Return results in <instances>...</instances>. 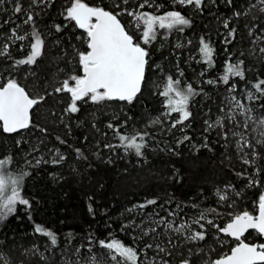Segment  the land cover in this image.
Returning a JSON list of instances; mask_svg holds the SVG:
<instances>
[{"label":"trees","instance_id":"16d2710c","mask_svg":"<svg viewBox=\"0 0 264 264\" xmlns=\"http://www.w3.org/2000/svg\"><path fill=\"white\" fill-rule=\"evenodd\" d=\"M170 1L151 0L153 4L163 5V12L179 11L191 20V26L182 32L158 29L157 38L149 51L152 60L160 65L163 72L156 70L149 73L151 79L136 102L131 105L121 102H106L103 105L81 103L78 113L65 116L61 122L58 117L62 114L64 103L56 95L48 96L46 103H41L37 106L38 110L33 109L32 112L33 123L46 127V135L34 128L12 135L0 134V155L13 158L3 171L13 177H19L22 172L28 173L20 191L31 202V209L19 206L17 212L0 222V242L12 244L14 250L17 247L30 248L35 244L43 251L49 241L34 233V224H37L57 235V247L45 252L50 262L57 261V257L60 260L76 259L69 255L72 248L90 247L98 258L97 264H112L110 254L99 247L98 241L116 239L143 256V245L151 243L152 239L151 236H142L136 225L146 228L150 219L164 217L178 225L182 220L191 223L203 211L207 217L218 218V224L223 225L227 217L215 216L210 211L212 208L218 212L226 210L218 202L217 190L229 195L230 200L235 199L237 211H254L264 187L246 186L245 179L237 175L245 166L234 154V139L226 142L217 134L219 129L205 131L207 125L204 123L205 120L215 121L224 116V112L218 109L226 103V86L222 83L210 85L207 81L223 74L229 57L232 62L245 60L249 69L246 80L232 78L231 82L238 88L252 90V82L256 78H264L261 76L264 63L257 62L255 56L247 55L251 45L246 24L252 21L243 15L239 18L233 15L236 11L244 12L249 0H233L232 6L227 5L225 0H217L215 5L209 3L199 12L192 11L188 6L171 8ZM22 2L27 4V0ZM85 2L113 10L114 0ZM67 3L68 0H55L37 18V27L45 40V52L37 65L10 69L9 65L14 60L26 58L27 52V49L20 50V42L11 43L12 59L0 58V82H3V76L10 74L9 78L14 76L31 95H45V90L51 91L52 86L64 78V73L73 68L71 64L66 66L65 61L70 56H65L64 52L72 53L71 44L80 46L81 42L74 39L81 34L80 30H72L69 25L68 29L57 33L52 27L67 23L60 15ZM12 7L7 0L0 6V45L8 42L7 37L13 28L19 34L31 31L28 25L23 24V15L17 18L12 14ZM147 8L145 6L140 11L151 14V9ZM120 19L126 25L122 16ZM5 20L9 22L4 23ZM225 20L236 28L235 39L227 37L228 30L223 27ZM201 37L214 49V65L202 62L198 47ZM176 39L180 47L175 45ZM226 39H231V43H226ZM241 52L246 55L241 56ZM58 68L64 72H58ZM26 71H35L36 75L25 79ZM201 72L203 75H200ZM167 75L179 79L182 89L191 84L198 93L189 102L191 117L175 128L171 125L178 114L168 115L161 103L162 98L157 94L163 87L162 79ZM261 102L264 98L258 104ZM262 112L264 109L260 107L255 109L257 116ZM162 113L169 116L168 122L164 121ZM158 117L162 119V124L157 122ZM237 120L243 118L238 117ZM109 123L124 135L147 133L148 147L144 150V157H136L131 150L125 153L122 147L105 148L107 143L120 144L117 135L107 127ZM93 124L96 128L92 127ZM185 135L191 139L177 145V141ZM57 137L66 143L61 144ZM205 142L207 147L203 146ZM225 143H229V147H224ZM34 145L39 151L33 152ZM77 148L82 155H77ZM50 149L58 150L65 159L57 165L36 164L37 159L50 161L53 158L55 153ZM227 185L233 187L229 189ZM237 192L240 194L238 197ZM153 199L156 200L154 205L128 211ZM170 212L175 215L170 216ZM212 232L215 229H211L210 238L201 243L213 248L211 255L215 257L217 252H227L232 242L221 248L214 242ZM248 241L259 242L254 233ZM147 252L155 254L152 250Z\"/></svg>","mask_w":264,"mask_h":264},{"label":"snow or ice","instance_id":"6c2138e0","mask_svg":"<svg viewBox=\"0 0 264 264\" xmlns=\"http://www.w3.org/2000/svg\"><path fill=\"white\" fill-rule=\"evenodd\" d=\"M5 2L6 0H0V6ZM7 2L13 5V15L17 18L23 15L22 22L28 25L31 31L19 34L16 28L11 29L7 37L8 42L0 45V58L12 59L10 45L20 42V50L27 49L26 58L14 60L9 68L18 69L20 66L32 68L37 65L38 59L45 52V40L42 38L43 33L37 27V18L44 9L51 7L55 0H27V4L22 0H7ZM173 2L182 6H192L199 12L209 3L215 5L217 0H207V3L206 0H173ZM225 3L232 6L233 0H225ZM128 4L129 0H120V2L114 0L113 10L110 11L105 7L89 5L85 0H68L67 6L60 13L67 23L54 24L52 27L57 33L68 29L69 25L72 26V30H80L81 34L74 37L81 42L80 46L71 44L72 53L64 52L65 56H70V59L65 61L66 66L71 64L73 68L64 73V78L54 84L51 91L45 90V95L33 96L14 76L10 78V74L3 76V82H0V134L12 135L34 128L42 135H46L48 132L46 127L33 123L32 112L33 109L38 110L37 106L41 103H46L48 96L56 95L63 101L62 114L58 117L61 122L65 116L78 113L81 103L103 105L106 102H121L131 105L138 100L151 79L149 73L156 70L163 72L160 65L152 60L147 47L156 40L158 29H165L168 32L175 29L182 32L184 28L191 26V20L179 11L154 15L147 11L124 7ZM146 5L151 6V0H143L138 8L143 9ZM123 15L132 18V25L140 32L139 36L129 31L122 23L120 17ZM233 15L237 18L243 15L251 19L252 22L246 24L251 45L247 55L255 56L257 62L264 63V0H259L258 4L256 0H252L247 11H236ZM8 22L4 21V23ZM223 27L228 30L227 37L235 39L237 30L230 26L228 20L223 22ZM231 39H226V43H231ZM25 41L27 43H24ZM56 43L59 44L60 41L57 40ZM198 47L202 62L206 65H214V49L210 43L201 37ZM81 48L83 50H80ZM240 55L246 54L241 52ZM57 71L64 72L59 68ZM247 71L249 69L245 66V60L237 59L232 62L229 57L225 62L223 74L215 80L207 81L210 85L224 84L230 95L225 97V105L218 109L224 112V116L218 117L215 121L205 120L204 123L207 125L205 131L219 129L217 134L223 140L228 142L234 139V154L245 166L243 171L237 172V175L245 179L247 187H264V112L259 116L254 115L255 109L245 102L257 103L264 98V78H256L252 82V90L245 92L243 100L233 94L237 90L231 82L232 78L246 80ZM35 75V71H26L25 79ZM180 75L183 76V73L181 72ZM261 76H264V72H261ZM161 82L163 87L157 94L162 98L161 103L168 115L178 114L171 125L175 128L191 117L189 102L198 93L191 84L187 85L186 89H182L181 81L173 75H167ZM259 107L264 109V102H261ZM236 112L244 119L238 121L234 115ZM92 127L96 128V125L93 124ZM107 127L117 135L120 144L107 143L104 145L105 148L122 147L125 153L131 150L136 157H144V150L148 147L147 133L138 132L128 136L122 134L112 123L107 124ZM56 139L61 144L66 143L60 137ZM190 139L185 135L177 141V145ZM203 146L207 147V143L205 142ZM193 147L197 146L193 145ZM224 147H229V143H225ZM32 150L39 151L35 145ZM50 151L55 153L50 161L37 159L36 164L44 162L57 165L65 159L58 150L50 149ZM75 151L78 156L82 155L79 148ZM12 159L0 155V222L17 212L19 206L31 209V202L24 198L20 191L21 183L28 173L22 172L19 177H13L3 171ZM226 187L231 189L233 186ZM236 195L238 197L239 192ZM216 196L226 211L218 212L216 208L210 211L215 216L227 217L223 225L209 219L203 211L200 212L199 218L192 219L191 223L181 221L178 225L175 221L159 217L150 219L146 228L136 225L140 228L142 236H151L152 239L151 243L146 242L143 245V256L133 247L126 246L116 239L110 242L100 240L98 245L110 254L109 261L112 264H264V193L259 195L254 211H237L235 199L230 200L229 195L221 190H217ZM154 204L156 200H147L128 211L132 212L136 207L144 209ZM89 211H92L91 206ZM169 215L174 216L175 213L170 212ZM161 228L162 231H158ZM211 229H215V233L218 234L214 236V242L221 248L232 242L227 252H217L215 257L211 255L214 249L201 243L210 238ZM33 231L49 241L44 250L42 251L35 244L30 248L17 247L14 250L12 244L0 242V264H57V261L59 264H97L98 258L90 247L72 248L69 255L76 259L60 260L57 257V261L50 262L45 252H51L57 247V235L37 224H34ZM252 233H255L259 242H247ZM147 250H152L155 254L149 255Z\"/></svg>","mask_w":264,"mask_h":264},{"label":"rangeland","instance_id":"374dc122","mask_svg":"<svg viewBox=\"0 0 264 264\" xmlns=\"http://www.w3.org/2000/svg\"><path fill=\"white\" fill-rule=\"evenodd\" d=\"M117 2H120V0H116ZM143 2V0H129V4L128 5H125L124 7H129L130 9H133V10H137V11H140L141 9H139L138 8V5L140 4V3H142ZM256 2H257V4L259 3V0H256ZM206 3H207V0H206ZM252 3V0H249V4H248V6L250 5ZM176 5H179V4H176V3H174L173 2V0H171L170 2H169V6H171V8L172 7H174V6H176ZM158 5H156V4H153L152 2H151V6H148V5H146V7H148L147 9L149 10V9H151V14L153 13L154 15H163L164 13H166V12H163L162 11V7H157ZM180 7H184V6H182V5H179ZM248 6L246 7V9L244 10V11H247L248 10ZM188 8H190L192 11H196L192 6H188ZM122 18H123V20L124 21H126V25H127V27H128V29L130 30V31H133V32H135L136 33V35L137 36H139L140 35V32L138 31V30H136L134 27H133V25H132V18L131 17H129V16H127V15H123L122 16ZM175 45H177L178 44V39H176L175 41ZM148 47V49H150L151 48V45L150 46H147ZM198 61V60H197ZM176 72H178V71H176ZM202 73V72H201ZM201 73H200V75H201ZM221 75V74H220ZM206 82V81H205ZM235 85V84H234ZM236 87V92L235 93H233V94H235V95H237V97L238 98H240V99H242L243 100V97H244V94H245V92L246 91H249L247 88H244V87H241V88H238L237 86H235ZM228 92V91H227ZM230 95V93L228 92L227 93V95L226 96H229ZM246 103H248L249 104V106L250 107H252V108H259V102H257V103H250V102H247V101H245ZM234 115H236V117L238 118V117H241V118H243L244 119V117L243 116H240V114L238 113V112H236V113H234ZM254 115H255V112H254ZM162 117L164 118V121L165 122H168L169 121V116L167 115V114H165V113H162ZM157 122H159V124H162V119H160V117H158V121ZM224 211H226V210H224ZM209 219H213L214 221H215V223H217L218 224V218H211V217H208ZM227 219V218H226ZM226 219L224 220V222L226 221ZM183 221V220H182ZM185 222H187V221H185ZM255 234V233H254ZM215 235H218L217 233H215V232H212V238H213V240H214V236ZM222 239H224V238H222ZM247 242H249V241H247ZM216 244H218V243H216ZM228 245V244H227ZM230 245V244H229ZM226 246V245H225ZM224 246V247H225ZM219 247H220V245H219Z\"/></svg>","mask_w":264,"mask_h":264},{"label":"water","instance_id":"95a60500","mask_svg":"<svg viewBox=\"0 0 264 264\" xmlns=\"http://www.w3.org/2000/svg\"><path fill=\"white\" fill-rule=\"evenodd\" d=\"M22 131H23V130H22ZM22 131H21V132H22ZM19 133H20V132H19Z\"/></svg>","mask_w":264,"mask_h":264}]
</instances>
